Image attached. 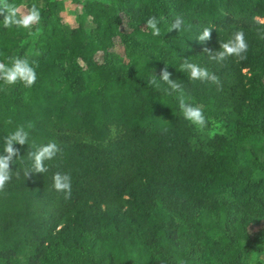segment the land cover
I'll list each match as a JSON object with an SVG mask.
<instances>
[{"label": "trees", "instance_id": "trees-1", "mask_svg": "<svg viewBox=\"0 0 264 264\" xmlns=\"http://www.w3.org/2000/svg\"><path fill=\"white\" fill-rule=\"evenodd\" d=\"M31 1L41 11L31 31L0 16V61L38 65L31 88L0 81V154L17 126L35 125L0 191V264H244L253 244L263 252L262 231L248 232L264 218V0H73L74 29L60 23L61 0ZM119 16L123 56L108 51ZM150 16L164 18L160 36L145 29ZM177 16L182 30L168 32ZM237 30L247 59L210 60L205 49ZM184 58L219 76L222 90L179 72ZM166 64L204 108L203 131L165 93ZM154 75L160 88L148 84ZM50 141L62 155L26 179L28 153ZM56 172L71 175L68 200L52 186ZM191 230L200 246L185 249Z\"/></svg>", "mask_w": 264, "mask_h": 264}, {"label": "clouds", "instance_id": "clouds-1", "mask_svg": "<svg viewBox=\"0 0 264 264\" xmlns=\"http://www.w3.org/2000/svg\"><path fill=\"white\" fill-rule=\"evenodd\" d=\"M0 16L3 17L2 23L5 28L16 27L31 31L33 26L38 25L41 21V11L34 3L30 8L25 9L24 5L17 6L10 0H0ZM163 17L150 16L145 25L146 30H150L153 36H160L161 30L159 25L163 22ZM182 17L177 16L168 28V32L173 30L181 31L184 26ZM264 24V21H260ZM190 28L191 25H188ZM214 28L212 26L204 27L201 34L197 37L200 43H204L211 38ZM261 38H264V32H258ZM248 43L243 30L235 31L227 41H220L218 51L205 49L208 58L216 63H222L228 58H235L238 62L247 59ZM11 63L0 61V81L5 85H15L17 82L23 83L27 88H31L37 81L36 68L38 65L35 61H30L27 57H12ZM179 72L188 73L189 79L199 80L201 82H211L217 86V90H222L220 77L209 71L207 68L193 63L190 58L182 59L179 66ZM159 81H162L167 87L164 89L167 95L177 93L179 108L185 120L189 121L198 130L203 131L207 127V117L204 114V108L195 104L186 96L184 85L179 79H173L172 73L168 71L167 64L160 71ZM157 76L154 75L148 84L160 88ZM11 123V121H9ZM35 127L34 123L28 122L21 124L9 133L4 139L3 154H0V191H4L6 184L12 179L11 165L20 151L15 145H28L30 130ZM62 155L60 146L55 141H50L45 145L39 146L35 151L28 153L32 161L31 167L24 169L23 174L26 179L32 174H44L49 171L46 161L53 160L57 155ZM19 178V172L16 173ZM53 188L57 192H62L66 200L71 198L72 180L69 173L56 172L53 175Z\"/></svg>", "mask_w": 264, "mask_h": 264}, {"label": "rangeland", "instance_id": "rangeland-1", "mask_svg": "<svg viewBox=\"0 0 264 264\" xmlns=\"http://www.w3.org/2000/svg\"><path fill=\"white\" fill-rule=\"evenodd\" d=\"M54 1L52 3L53 6L55 4ZM61 1L63 3L64 9L61 12L60 23L69 29L76 28L77 23H78L76 21V15L80 13L78 11L79 7H77V5L74 3L73 0H61ZM31 2H32L31 0H19V2L17 3V6L24 5L25 9H27V8H30ZM119 17L121 20V25L117 26L115 28V31H117L118 33L111 37L112 45L110 47H108V51H112L113 53H115L119 56H123L124 55V48H123V44L120 41V39H121L120 34L123 32H128L129 29L127 27V20L123 16H119ZM88 26H91V24L89 23ZM94 58H95V61H97L98 63H101L103 60L102 52L95 53ZM215 129L217 131H214V132L222 131L219 128H217V126ZM263 145H264V142H263ZM227 196H228V194H227ZM261 219H263V220L260 222V224H258V226L251 227L249 229L248 233H249L251 238H254L256 236V234H259L262 231V234L258 238L259 242L257 243V245L259 248L260 247L262 248L263 252H259V250L256 249L255 244H253L250 248V255H249L250 257L248 258V260L245 261L244 264H264V218H261ZM190 244H194L198 247L200 246V243L196 239V237L194 236V233L192 230L190 231V234L187 235V237L184 239V242L183 241L180 242V245L182 247H185V249H186V246H188ZM197 251H198V249H197ZM201 257H204V258L206 257L203 254V252L201 254ZM177 261H180V260H177ZM180 264H181V262H180Z\"/></svg>", "mask_w": 264, "mask_h": 264}]
</instances>
